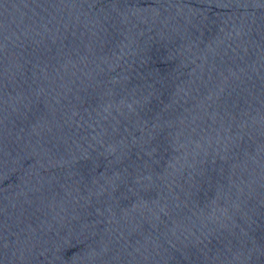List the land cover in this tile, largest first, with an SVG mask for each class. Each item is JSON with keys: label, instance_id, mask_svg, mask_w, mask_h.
<instances>
[{"label": "water", "instance_id": "1", "mask_svg": "<svg viewBox=\"0 0 264 264\" xmlns=\"http://www.w3.org/2000/svg\"><path fill=\"white\" fill-rule=\"evenodd\" d=\"M0 264H264V0H0Z\"/></svg>", "mask_w": 264, "mask_h": 264}]
</instances>
